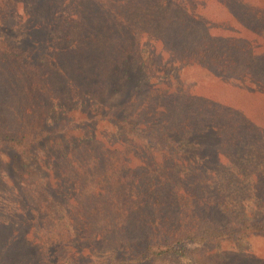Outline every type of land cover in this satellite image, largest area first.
Here are the masks:
<instances>
[{
	"label": "trees",
	"instance_id": "1",
	"mask_svg": "<svg viewBox=\"0 0 264 264\" xmlns=\"http://www.w3.org/2000/svg\"><path fill=\"white\" fill-rule=\"evenodd\" d=\"M26 1L0 0V10ZM27 7L33 39L4 56L27 103L83 100L88 115L78 123L112 117L124 137L65 162L80 173L83 222L97 228L95 216L129 235L94 264H213L212 246L264 236V0ZM113 74L120 80L110 98ZM45 126L29 134L0 125V146L29 155ZM52 188L40 197L58 209ZM68 214H55L60 232ZM127 248L135 254L124 259Z\"/></svg>",
	"mask_w": 264,
	"mask_h": 264
},
{
	"label": "rangeland",
	"instance_id": "2",
	"mask_svg": "<svg viewBox=\"0 0 264 264\" xmlns=\"http://www.w3.org/2000/svg\"><path fill=\"white\" fill-rule=\"evenodd\" d=\"M27 6L17 4L9 12L0 10V125L30 131L29 134L40 120L47 126L41 130L38 141L33 142L29 155L0 146V264H94L111 246H123L129 235L109 228L95 216L92 219L105 228H92L83 222L80 173L77 166L66 164L80 159L82 148L93 151L100 146L118 147L124 137L112 117L99 116L91 124L78 123V117L88 115L87 111L82 112L86 110L83 100L68 103L69 100L47 98L43 105L27 103L22 84L12 72L16 70L4 58L12 49L10 46L23 43L27 37L33 39L31 31L25 28ZM112 80L113 87L107 94L110 98L116 95L114 88L118 86L114 85L120 75L113 74ZM203 139L194 142L197 144ZM49 178L53 180L48 181ZM43 186L53 187L51 193L58 209L48 206L46 197H40ZM103 193L104 188L100 191V200L104 198ZM87 203L91 204L92 200L88 199ZM58 211L63 215L69 212L64 233L58 230L59 224L53 223ZM210 253L213 264H264V236L251 235L237 246L226 243L212 246ZM133 254L135 250L127 248L120 255L127 259Z\"/></svg>",
	"mask_w": 264,
	"mask_h": 264
}]
</instances>
